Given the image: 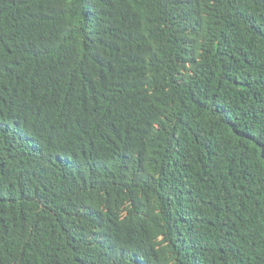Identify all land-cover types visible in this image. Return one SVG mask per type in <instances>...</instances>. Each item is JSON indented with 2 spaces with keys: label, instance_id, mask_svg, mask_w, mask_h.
<instances>
[{
  "label": "trees",
  "instance_id": "obj_1",
  "mask_svg": "<svg viewBox=\"0 0 264 264\" xmlns=\"http://www.w3.org/2000/svg\"><path fill=\"white\" fill-rule=\"evenodd\" d=\"M0 264H264V0H0Z\"/></svg>",
  "mask_w": 264,
  "mask_h": 264
}]
</instances>
